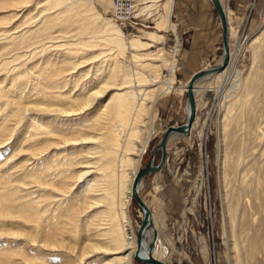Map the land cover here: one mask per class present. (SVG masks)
Segmentation results:
<instances>
[{
	"label": "bare ground",
	"instance_id": "1",
	"mask_svg": "<svg viewBox=\"0 0 264 264\" xmlns=\"http://www.w3.org/2000/svg\"><path fill=\"white\" fill-rule=\"evenodd\" d=\"M120 1L113 6L123 27L138 23L134 8L158 6V0ZM172 1L162 2L157 28L171 25ZM220 3L228 61L217 70L203 68L210 70L192 84V122L168 135L163 163L138 176L140 154L155 128L151 103L158 89L169 88L154 86L170 63L162 47L137 51L151 41L126 38L92 0H0V264H132L133 253L146 264H152L143 261L147 256L165 262L154 251L158 228L139 189L164 165L169 137L190 134L208 80L227 71L229 38L237 30ZM137 29L152 40L164 37L160 30ZM242 43L250 65L242 73L237 59L221 102L223 236L230 264H264V25ZM128 49L135 50L133 65L151 74L129 66ZM188 113L186 95L183 123ZM153 159L147 165L158 163ZM134 192L148 210L140 248L128 215L130 194L137 202Z\"/></svg>",
	"mask_w": 264,
	"mask_h": 264
},
{
	"label": "rangeland",
	"instance_id": "2",
	"mask_svg": "<svg viewBox=\"0 0 264 264\" xmlns=\"http://www.w3.org/2000/svg\"><path fill=\"white\" fill-rule=\"evenodd\" d=\"M92 1L97 10L111 17L119 25L126 38L138 36L151 41L152 44L148 48L137 51L146 52L162 47L164 56L170 60L169 64L160 68V78L154 85L161 87L162 83L169 88L163 90L164 92L160 89L155 92L149 110L150 118L155 120V128L140 154L138 172L149 162L152 154L153 164L159 161L161 151L158 145L164 128L185 121L184 84L195 70L220 64L223 53L222 40L220 37L217 43L204 44L198 42L195 37L191 38L190 32L183 29L173 16V9L178 0L171 2L168 14L171 25L165 29L156 26V15L162 9L164 0H158L159 7L155 6L153 9L146 8L147 10L141 11V8H134L138 23L124 27L115 18L113 0ZM222 1L230 9L231 28L237 30L236 37L232 35L229 38L232 43V55L227 71L224 75L216 77L217 79L212 77L208 80L207 88L199 99L196 121L190 134L169 137L164 165L159 170L148 173L141 180L139 189L140 195L152 209L158 228L154 251L160 253L167 264H230V259L225 253L226 243L223 236V222L226 216L221 183V128L225 108L221 102L232 81L229 77L237 59L240 58L237 66L242 73L250 65L251 52L248 48H243L242 42L245 38L249 39L257 34L264 25V0ZM32 8H35V4ZM137 28L160 30L164 37L162 40H152ZM215 38L216 36H213L211 39ZM132 51L135 50H126V62L129 66L151 74L149 68L133 65L129 59ZM144 116L146 120L148 115ZM139 124V127L143 128L145 123ZM140 135L138 140L144 137V133ZM141 212V207L130 194L128 215L134 235L141 221ZM132 264L146 263L140 261L133 253ZM241 264L248 263L243 260Z\"/></svg>",
	"mask_w": 264,
	"mask_h": 264
},
{
	"label": "water",
	"instance_id": "3",
	"mask_svg": "<svg viewBox=\"0 0 264 264\" xmlns=\"http://www.w3.org/2000/svg\"><path fill=\"white\" fill-rule=\"evenodd\" d=\"M216 11L219 14L220 17V21H221V28H222V48H223V57H222V61L220 63V65H217L216 67L211 68L212 70H217L222 68L228 61V42H227V22H226V15L225 12L222 8V5L220 3V0H211ZM210 69H205V70H199L195 73H193L189 79L188 85H187V89H186V95H187V102H188V106H189V113L187 116V121L185 123H181L177 126H172V125H168L167 128L165 129V131L163 132L161 139H160V159L158 161V163L156 165H144L142 167V169L140 170V172L138 173V176L147 173L150 170H154L156 168H158L164 161V158L166 156V150H165V143H166V139L168 137V135L172 132V131H180L183 132L187 129V127L189 126V124L192 122V118L194 115V94L192 91V84L193 82L200 78L202 75H204L207 71H209ZM138 176L136 178H138ZM135 191V189H134ZM134 197L136 198L138 204L140 206H142L144 208V216L143 219L141 220L140 225L138 226V230H137V242H138V248L141 247V233L142 230L144 228V226L146 225V221L148 220V210L144 207V203L140 200L137 192H134ZM152 246V245H151ZM150 246V249H151ZM148 261L152 264H166L164 261L156 259L154 257L151 256H147L145 258H143V261Z\"/></svg>",
	"mask_w": 264,
	"mask_h": 264
},
{
	"label": "crops",
	"instance_id": "4",
	"mask_svg": "<svg viewBox=\"0 0 264 264\" xmlns=\"http://www.w3.org/2000/svg\"><path fill=\"white\" fill-rule=\"evenodd\" d=\"M173 16L183 29L190 32L191 38L195 37L198 42L210 44L220 41V19L211 0H178ZM213 36H216L214 40L211 39Z\"/></svg>",
	"mask_w": 264,
	"mask_h": 264
},
{
	"label": "built area",
	"instance_id": "5",
	"mask_svg": "<svg viewBox=\"0 0 264 264\" xmlns=\"http://www.w3.org/2000/svg\"><path fill=\"white\" fill-rule=\"evenodd\" d=\"M120 2H121V3H122V2H125L126 4H129V3H128L127 1H125V0H121ZM119 11L122 12V11H124V10H119Z\"/></svg>",
	"mask_w": 264,
	"mask_h": 264
}]
</instances>
